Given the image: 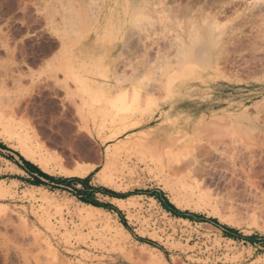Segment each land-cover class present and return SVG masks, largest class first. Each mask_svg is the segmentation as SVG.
I'll return each instance as SVG.
<instances>
[{
	"label": "rangeland",
	"instance_id": "rangeland-1",
	"mask_svg": "<svg viewBox=\"0 0 264 264\" xmlns=\"http://www.w3.org/2000/svg\"><path fill=\"white\" fill-rule=\"evenodd\" d=\"M70 63L152 117L126 130L100 113L87 121ZM0 109L30 121L60 179L21 175L9 157H26L0 123V264H264V0H0ZM159 125L200 159L199 174L139 146ZM81 164L95 168L65 173ZM86 195L114 209L93 210Z\"/></svg>",
	"mask_w": 264,
	"mask_h": 264
},
{
	"label": "bare ground",
	"instance_id": "bare-ground-1",
	"mask_svg": "<svg viewBox=\"0 0 264 264\" xmlns=\"http://www.w3.org/2000/svg\"><path fill=\"white\" fill-rule=\"evenodd\" d=\"M100 15L101 14L98 15V18L100 17ZM69 74L71 75L73 80L77 83L78 90L81 93V96L83 97L82 98V100H83L82 101V103H83L82 110L85 112L84 116L86 117L87 121H93L95 123L97 120L96 119L97 115H98V113H100V115L102 116L101 118H103V120H105V118L110 119L112 121V124L117 125L118 127H120V129L124 128L126 130L129 126L130 127L140 126L139 121H141V120H139V118H136L137 116L140 115V116H142V118H144L146 116L152 117V115L150 114V111L152 109H150V108L142 109L141 106L143 104L140 103L139 98L138 99L136 98L137 96L132 97L133 99L132 98L130 99V98H127V95L125 92L121 93L120 95L110 96L108 91H103L102 89H100V87H99V81L100 80H98V78L90 77V78H88V80L83 81L82 78L80 77V75L78 74V71L74 70V63L69 64ZM16 99H18V98H16ZM138 101H139V103H138ZM149 103H151V102H149ZM10 115L11 116H9V118L7 119L6 115L2 111H0V123L3 125L2 130H4L7 134L12 136L13 138H14V136L17 137L18 143H19V148L21 149L23 155L27 159L36 163L44 171H46L48 173H51V174L55 173L56 169L52 166V162L57 160V158L55 156L43 153V150H44L43 145L39 144L40 140L38 137L39 134L37 133V130L34 129L33 130L34 135L30 136L29 132L27 131L31 127L30 121L29 120L27 121V119L24 120L23 118L18 120V121H15L14 116H13L14 115L13 111H12V114H10ZM167 118H169V117H167ZM140 119H141V117H140ZM170 120L172 121V119H170ZM104 125H105V123H104ZM0 127H1V125H0ZM31 128L33 129V127H31ZM165 131L166 130H164L162 125L156 126L150 132H148L147 130H141L140 136L138 137L136 142H138L139 146H141L142 148H148L145 150H148V153L152 156L153 161L160 163L159 160L161 159V157L163 158V156L167 155L168 157L165 156L166 158H168V159L165 158L167 162H169L170 161L169 159H171L172 162L175 161L177 163L176 164L177 166H179V164H178L179 162L184 163V164L183 163L180 164L179 168H177L178 170L182 169L184 167L183 170H185L189 174L192 172H193V174H194V172L197 173L198 172L197 169L199 170L198 166H199V164H201L200 159H198V157L196 155H191V154H193V152L190 153V151H189V154H187V155L188 156L191 155V156L188 158L185 157V152L182 149V147H183L182 144H181L182 147H179L180 144H178L179 146H176L173 144H168L162 138V133ZM2 133H4V132H2ZM121 133H122V131H121ZM7 134H5V136ZM176 134H178V133H176ZM113 137H115V136H113ZM113 137H111V138H113ZM171 137H174V136H170V138ZM175 138H173V139H175ZM174 141L176 142V140H174ZM114 144H116V143H114ZM119 145L120 144H117V147H119ZM109 150L108 149L106 150V159H107V164H109V166H110V162H111V160L114 159L115 155L110 154ZM184 157L187 159L185 160ZM59 159L61 160V157L58 158V162H59ZM181 165H183V166H181ZM123 166H124V164L121 166V168ZM94 168H95L94 165L81 164L75 170L65 171L66 170L65 169L63 171H65V173L69 174V175L87 177L93 171ZM59 172H60V170H59ZM197 174H199V172ZM115 200L117 201L118 205L122 209L128 210L132 206V203L129 202L127 198H116ZM86 206H88L89 208H92L93 210H101V208L96 207V206L91 205V204H86ZM89 212L90 211H88L87 214H84L81 212L80 218L82 217L85 220V222H86V220H89L92 222L94 220L93 215H92L93 212H91V213H89ZM105 225L107 226L110 224L105 222ZM119 228H121L122 231L127 233L126 229L123 226L119 227ZM108 229H110V227H108ZM116 230H118V229H116ZM112 235H113L112 237L114 238V240L116 242L118 241L121 244V242L123 241L121 233L115 232V234H112ZM145 255H147V254H145ZM143 256H144V254H143ZM150 261L153 264H157L156 263L157 260L153 256L150 257Z\"/></svg>",
	"mask_w": 264,
	"mask_h": 264
},
{
	"label": "trees",
	"instance_id": "trees-1",
	"mask_svg": "<svg viewBox=\"0 0 264 264\" xmlns=\"http://www.w3.org/2000/svg\"><path fill=\"white\" fill-rule=\"evenodd\" d=\"M0 147L2 148H5V149H8L7 146L0 142ZM19 156L21 157V162L19 160H16L14 156H10L9 159L13 160L16 164H18L20 167H23V166H27V165H33L29 160H27L26 158H24L22 155L19 154ZM42 172V171H41ZM44 175H46V177L48 179H51V180H60L58 178H55L54 176H51L47 173H44L42 172ZM74 181H78L79 183H85L87 182V178H79V177H74L73 178ZM31 184H34V185H42V184H46L45 182H43L42 180H39V179H34L33 181H31ZM91 192H102L104 193L105 195H109L111 197H123L121 194L113 191V190H110L108 188H105V187H93L91 188V190H89ZM86 192L87 194H89L90 192H87L86 190L84 191ZM155 194H153L154 196ZM82 198V201L86 202V203H89V204H92V205H95V206H98V207H104V208H108V209H114V207L109 204V203H104V202H101L99 201L97 198H91L89 197V195H86V196H81ZM161 202L163 203L165 209H167L169 212L173 213L174 215H178L180 217H184V218H190V219H195V218H198L199 216L195 215V214H192L188 211L186 212H183L181 210H179L174 204H172L171 202H169V200H161ZM118 211V210H117ZM200 218V217H199ZM203 219V217H202ZM211 222H214L215 224L218 225V222L216 219H211L210 220ZM228 231H235L231 228H226ZM233 233V232H232ZM227 234V236L229 237H232V238H235V234ZM238 237V236H237ZM251 238V237H249Z\"/></svg>",
	"mask_w": 264,
	"mask_h": 264
},
{
	"label": "crops",
	"instance_id": "crops-1",
	"mask_svg": "<svg viewBox=\"0 0 264 264\" xmlns=\"http://www.w3.org/2000/svg\"><path fill=\"white\" fill-rule=\"evenodd\" d=\"M33 165H27L20 167L18 164L16 166L21 171V175H25L26 177L30 178V181H33L34 179L42 180L43 182H51L54 183L51 179H48L46 175H44L42 172L49 174L48 172L44 171L39 165L35 164L34 162L30 161ZM42 171V172H41ZM53 176L52 174H49ZM56 178V177H55ZM47 184V183H46ZM42 184V185H46ZM37 186V185H33Z\"/></svg>",
	"mask_w": 264,
	"mask_h": 264
}]
</instances>
